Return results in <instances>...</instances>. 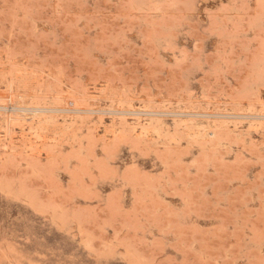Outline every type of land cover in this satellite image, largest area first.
<instances>
[{"label":"rangeland","instance_id":"374dc122","mask_svg":"<svg viewBox=\"0 0 264 264\" xmlns=\"http://www.w3.org/2000/svg\"><path fill=\"white\" fill-rule=\"evenodd\" d=\"M0 264H264V0H0Z\"/></svg>","mask_w":264,"mask_h":264}]
</instances>
